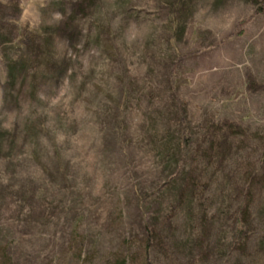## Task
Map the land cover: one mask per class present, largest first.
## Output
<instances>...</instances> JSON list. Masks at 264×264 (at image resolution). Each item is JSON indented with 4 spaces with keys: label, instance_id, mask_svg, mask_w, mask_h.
Masks as SVG:
<instances>
[{
    "label": "rangeland",
    "instance_id": "1",
    "mask_svg": "<svg viewBox=\"0 0 264 264\" xmlns=\"http://www.w3.org/2000/svg\"><path fill=\"white\" fill-rule=\"evenodd\" d=\"M263 5L0 0V264H264L263 183L235 232L264 150ZM223 122L244 148L200 159L191 192L185 138L206 151Z\"/></svg>",
    "mask_w": 264,
    "mask_h": 264
},
{
    "label": "trees",
    "instance_id": "2",
    "mask_svg": "<svg viewBox=\"0 0 264 264\" xmlns=\"http://www.w3.org/2000/svg\"><path fill=\"white\" fill-rule=\"evenodd\" d=\"M258 11H264V5L259 7ZM203 133H199V136L197 139H203V141H207L210 144V147L206 151L202 150H191V139L185 138V152H184V163L185 162H192L194 165H192L191 168H193L192 174L189 173V179L188 181H185L191 192L195 191H201L205 185L202 183V180L199 178H194L193 175L196 174V169L200 168V166H195L196 163L200 162V159H206L209 160V157L213 155V152L218 151L222 154V145L226 144L225 146H228L229 148H236L237 152H241L242 148H244V141L241 138L244 137L246 132L244 129L239 128L237 125L229 122H223L220 124H214L210 123L207 124L203 129ZM190 149V151H189ZM219 156V155H218ZM179 170L177 168V172H182L184 169V164H179ZM242 166L241 168H243ZM243 175L240 179V183H238V192L242 195L241 202L238 204V212H237V219H236V238H237V247L240 245L244 246L251 238L252 236V221L253 219L250 217L249 209H248V202L253 198L254 194H259L256 192V190L259 191V186L263 183L264 190V179L261 176L264 177V150L261 153V156L258 158V160H254L249 166V168H244L242 170ZM261 190V191H262ZM264 193V192H263ZM262 193V194H263ZM147 198L143 197L140 199V208L144 211L145 209V203ZM148 233V239H147V247H150L151 242L155 239V236L152 235V231L149 229L150 225L146 221L145 223ZM252 233V234H251Z\"/></svg>",
    "mask_w": 264,
    "mask_h": 264
}]
</instances>
